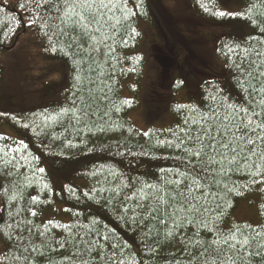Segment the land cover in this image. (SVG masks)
Masks as SVG:
<instances>
[{
	"label": "trees",
	"instance_id": "16d2710c",
	"mask_svg": "<svg viewBox=\"0 0 264 264\" xmlns=\"http://www.w3.org/2000/svg\"><path fill=\"white\" fill-rule=\"evenodd\" d=\"M159 1L103 0L107 7L88 9L73 0H41L39 8L0 0V264H204L217 230L227 236L236 226L237 239L261 233L246 250L237 245L243 259L222 242L207 258L219 264V247L237 264H264V182H251L264 173L250 175L264 166L256 127L264 122V0H186L175 18ZM144 26L172 60L165 80L153 83L159 100H171L164 112L174 120L140 131L130 115L157 89L145 90ZM228 26L245 29L212 38ZM204 40L214 65L183 72L177 51ZM26 49L38 57L30 73L20 67ZM8 69L18 79L12 89ZM242 121L256 132L239 131ZM205 131L229 150L205 147ZM231 148L239 163H229ZM184 197L199 211H183ZM242 203L254 215L238 222ZM250 252L261 255L249 260Z\"/></svg>",
	"mask_w": 264,
	"mask_h": 264
},
{
	"label": "rangeland",
	"instance_id": "374dc122",
	"mask_svg": "<svg viewBox=\"0 0 264 264\" xmlns=\"http://www.w3.org/2000/svg\"><path fill=\"white\" fill-rule=\"evenodd\" d=\"M186 0H161L159 1L160 7L163 8L164 11L169 12L173 18L178 17L180 13V7L182 6L181 4H184ZM181 5V6H180ZM185 5V4H184ZM154 11V9H153ZM155 12V11H154ZM185 25H182L179 27V29H183ZM187 27V24H186ZM200 29H203L200 27ZM245 27L242 26H228V27H223L222 29H217L215 33L212 34V38L214 39L215 37L217 38L219 35L222 33H229L233 36H237L236 34L242 33ZM205 30V29H203ZM170 32V31H169ZM155 30L152 29L150 26H144L143 28V46H142V51L148 61V68H145L146 72V78H145V86H146V91H149L148 89L153 88V85L156 80L158 82L164 78L165 80V72L169 70L172 67V60L165 56L162 55V51L157 47L158 43L157 40L158 38L155 36ZM205 45L202 43V41L199 42H193L189 46L185 43L184 46L187 48H180L177 52V62L178 65H180L181 69L183 72H191L197 74L199 70L204 69L208 65H214V61L212 60V55H211V48H208V42L204 40ZM183 44V43H182ZM188 49V50H186ZM24 55L23 53L25 52V49H23V53H20L21 59H22V64L20 67L26 68V70L30 73L32 72V69L34 66L37 65V60L38 57L36 56L35 52L31 50H27ZM18 57H16L17 59ZM13 60V59H12ZM9 62L11 61L8 60ZM50 65H53V63H49ZM54 65H59L62 66L64 69L63 65L57 63ZM8 67V66H7ZM147 67V66H146ZM65 70V69H64ZM203 71V70H202ZM10 73V74H9ZM172 74V73H170ZM9 77V83L8 87L11 89L18 84V79L12 71L10 72V69H8L7 73ZM180 76V72L176 71L174 72V75L172 76L171 81L174 82L176 81V77L178 78ZM194 74L189 75V79L191 80L193 78ZM55 79L59 80V77H54ZM45 83V82H44ZM43 82H40V86L44 84ZM194 85V83H192ZM154 85V89H155ZM157 88V87H156ZM144 90V91H145ZM158 90V91H157ZM159 89H156V92L153 93L152 96H150V99L146 100V103H141L139 106V109L132 113L130 115L131 121L134 123L136 128H138L140 131H145L149 126H155L157 128L170 125L174 117L169 114L167 111L164 112L165 106L167 103L171 102V100L166 99L165 101L159 100ZM166 93H161V98H163V95L165 96ZM184 92L179 93V97L184 96ZM245 203L240 204L239 210L244 208ZM237 211L234 214L235 220L238 222H243L246 221L243 219V216L250 217L254 215L253 211L245 212V210ZM247 213V214H246ZM239 214V215H238Z\"/></svg>",
	"mask_w": 264,
	"mask_h": 264
},
{
	"label": "snow or ice",
	"instance_id": "6c2138e0",
	"mask_svg": "<svg viewBox=\"0 0 264 264\" xmlns=\"http://www.w3.org/2000/svg\"><path fill=\"white\" fill-rule=\"evenodd\" d=\"M32 2L36 4L37 8L41 7V0H32ZM97 2H99L101 4V6L107 7V5H105L103 3V0H73L74 4L75 3H79L81 7H86L88 9H91ZM110 2H111V0H110ZM44 3H50V0H44ZM65 4H67V0H65ZM20 6L24 7L23 4L20 5ZM72 10L74 11V7H73ZM217 15L224 16V15H230V14L224 13V12H219V13H217ZM80 19H81V21H84V20H87L88 17H83L82 16ZM34 22L35 21L30 18L29 21H28L29 26H31ZM92 22L99 23V20H97V18L95 16H92L91 20H89V23H92ZM73 26L74 27L77 26L75 24V22H74ZM79 27L83 28L84 29V33L83 34L87 35V31H86L87 25L81 24V25H79ZM65 34H67V33H65ZM261 75H264V73H261ZM262 91H264V89H262ZM126 103H128V102L126 101ZM250 123H251V121H249V124ZM236 127H237V129L239 131L244 132L245 135H247V133L249 131L253 132V133L256 132V128H249L248 124H244L243 121L241 122L240 125H236ZM256 127L260 128L261 131H264V122H261V124L257 125ZM225 128L228 131H231V129L228 128L227 125H225ZM145 135H147V133H145ZM204 136H206L208 138V140H209V144L205 145V147L213 148L216 151H219L221 148L225 149V150H229V144L225 143L223 141V139H221L220 141H217V139L215 137L211 136V134L208 131L204 132ZM233 136H235V133H233ZM257 138L260 139L262 142H264V137H261V136L258 135ZM197 139H200V137H197ZM245 142L247 144H249V145H254V141L250 137L247 138ZM230 151L233 153V156L229 160V163L230 164L239 163V161L237 159V157L239 156V153H237L236 148H231ZM249 151L252 152L254 155L256 154L255 153V147H253L252 149H249ZM220 154L223 157V159H228V157L224 153H220ZM195 155H200V153L199 152L195 153ZM243 159L247 163V161L250 158L248 156H244ZM259 159L261 161H264V151H262L260 153ZM213 163H215V161H213ZM251 166L252 165H249L250 168H251ZM255 168H256L255 171L250 172L251 176H253V177L261 176V173H264V166H262L261 164H256ZM38 170L41 171V172L44 171V169H38ZM251 182L252 183H262V182H264V176H261L260 180L253 179ZM175 183L179 184L180 181H175ZM193 184L195 185L196 190L201 192L202 195H204V193L202 192V185H200L195 178L193 180ZM237 194H240V193H237ZM179 195L183 196V193H179ZM33 199L35 200V198H33ZM158 199L160 200V203L162 205L168 203V201H166L164 199V197H159ZM193 199H195V198H193ZM185 204L187 205V207H185ZM169 206H171V205H169ZM181 209L183 211H185L186 213H191V214H195L196 212L199 211V209L196 207V204L189 202L187 197H184V203L181 204ZM165 212H167V209H165ZM32 214L35 215L36 213L33 212ZM164 222L165 221L161 220V223H164ZM49 223H52V222L50 221ZM188 223H191V221H188ZM181 226H182V224H180V223L176 224V227H181ZM243 227L250 228L251 226L245 225ZM209 231H212V229L210 228ZM252 231H255V230H252ZM217 232H218V235H217L216 239H214L211 242V244H220L221 242L223 244H226L231 251L237 252V259H243L238 254L237 245H239L240 249H245L246 250V246H250V241L254 240L256 237L261 235L260 232H255V236H245L242 240L241 239H237V233H239L240 235L243 236V232L241 231V226H236L235 231H230L227 234V236H225L223 233L219 232V230H217ZM169 235H171V233H169ZM221 237H223L222 241H221ZM196 243L200 244L201 241H196ZM211 244H209V246L207 248H205L204 253H202V255L206 256V258L204 260V264H217V259H208L207 258V256L210 255L209 249L211 248ZM257 247L259 249H264V243L258 244ZM216 253H217L218 257H220V256L224 257V259H220L219 260V264H237L236 259H233V257L231 255H228V253L224 252L223 249L218 247L216 249ZM254 255H261V253L260 252H250L249 253V257H248L249 260ZM262 260H264V257H262ZM121 264H122V262H121Z\"/></svg>",
	"mask_w": 264,
	"mask_h": 264
}]
</instances>
